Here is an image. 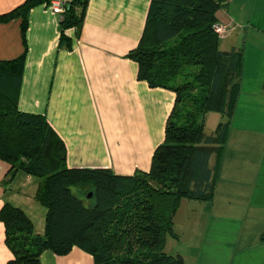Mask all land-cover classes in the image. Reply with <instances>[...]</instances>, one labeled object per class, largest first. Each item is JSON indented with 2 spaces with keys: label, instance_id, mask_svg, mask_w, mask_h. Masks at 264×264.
Returning <instances> with one entry per match:
<instances>
[{
  "label": "trees",
  "instance_id": "trees-1",
  "mask_svg": "<svg viewBox=\"0 0 264 264\" xmlns=\"http://www.w3.org/2000/svg\"><path fill=\"white\" fill-rule=\"evenodd\" d=\"M50 0H26L0 14V22L20 18L24 51L0 60V159L44 178L38 199L47 208L46 232L39 235L29 216L6 203L0 218L14 254L9 264H41L50 249L58 255L79 246L95 264H185L165 250L176 237L174 220L183 199L212 202L233 115L239 102L244 48L221 49L213 25L231 0H152L143 35L128 56L139 64V79L174 91L164 141L149 171L118 175L109 168H69L67 150L44 114L19 109V91L28 52V13ZM89 0H70L60 18L61 42L71 47L66 29L80 35ZM222 120L208 135L206 115ZM215 162L211 165V158ZM264 241V232L261 234Z\"/></svg>",
  "mask_w": 264,
  "mask_h": 264
},
{
  "label": "crops",
  "instance_id": "crops-1",
  "mask_svg": "<svg viewBox=\"0 0 264 264\" xmlns=\"http://www.w3.org/2000/svg\"><path fill=\"white\" fill-rule=\"evenodd\" d=\"M25 1L0 0V14ZM151 1L89 0L80 35L75 27L65 31L70 48L61 42L59 15L45 4L28 13L19 109L46 116L65 143L69 168H109L118 175L151 168L176 100L174 91L139 79V64L128 56L143 35ZM261 3L264 0H231L228 10L217 12L218 22L228 27L220 37L221 49L244 48L245 59L215 198L198 206L215 215L208 227L216 241L232 238L223 227L234 208L249 215L264 200V30L245 31L247 40L242 44L235 14L246 6L250 12ZM21 22L20 18L0 22V60L17 58L24 51ZM249 37L261 43L255 51L248 45ZM222 118L220 112L207 113L208 135ZM210 162L214 164L215 155ZM10 169L11 164L0 159V209L6 203L22 209L34 232L44 235L47 208L38 199L44 178L22 170L12 176ZM260 232L250 241L259 240ZM13 258L0 218V264ZM40 260L41 264H95L93 255L76 245L65 255L46 249Z\"/></svg>",
  "mask_w": 264,
  "mask_h": 264
},
{
  "label": "rangeland",
  "instance_id": "rangeland-1",
  "mask_svg": "<svg viewBox=\"0 0 264 264\" xmlns=\"http://www.w3.org/2000/svg\"><path fill=\"white\" fill-rule=\"evenodd\" d=\"M226 8L228 10L229 5ZM235 14L237 17L239 15L237 31L242 34V44L247 40L245 31L264 30V3L250 12L246 6L245 11ZM259 41L262 42L261 39ZM248 45L255 51L261 43L249 37ZM204 205H207L206 201H181L174 220L176 237H167L165 250L168 253L181 254L185 264H264V242L261 240L264 232V200L249 215L234 208L231 219L225 220L223 227L225 234L232 238L221 241L214 240L210 235L208 224L215 215L198 207ZM258 232L261 233L260 239L250 241L249 238ZM240 235H243V239H239Z\"/></svg>",
  "mask_w": 264,
  "mask_h": 264
},
{
  "label": "built area",
  "instance_id": "built-area-1",
  "mask_svg": "<svg viewBox=\"0 0 264 264\" xmlns=\"http://www.w3.org/2000/svg\"><path fill=\"white\" fill-rule=\"evenodd\" d=\"M70 0H50L49 3H45L51 11H53L55 14L59 15L60 18L63 17L65 11L67 10V5ZM213 28L216 33L219 34V36H223L227 32V26L216 22L213 25Z\"/></svg>",
  "mask_w": 264,
  "mask_h": 264
}]
</instances>
